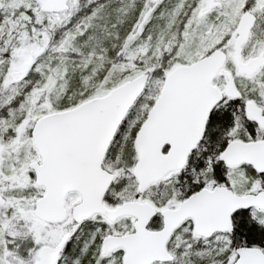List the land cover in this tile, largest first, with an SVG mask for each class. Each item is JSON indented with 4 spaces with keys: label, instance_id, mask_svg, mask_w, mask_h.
I'll list each match as a JSON object with an SVG mask.
<instances>
[{
    "label": "snow or ice",
    "instance_id": "snow-or-ice-1",
    "mask_svg": "<svg viewBox=\"0 0 264 264\" xmlns=\"http://www.w3.org/2000/svg\"><path fill=\"white\" fill-rule=\"evenodd\" d=\"M0 264H264V0H0Z\"/></svg>",
    "mask_w": 264,
    "mask_h": 264
}]
</instances>
